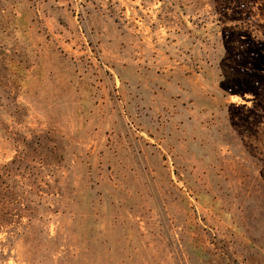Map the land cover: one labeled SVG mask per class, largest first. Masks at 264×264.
Listing matches in <instances>:
<instances>
[{
	"label": "rangeland",
	"instance_id": "obj_1",
	"mask_svg": "<svg viewBox=\"0 0 264 264\" xmlns=\"http://www.w3.org/2000/svg\"><path fill=\"white\" fill-rule=\"evenodd\" d=\"M0 264H264V0H0Z\"/></svg>",
	"mask_w": 264,
	"mask_h": 264
}]
</instances>
